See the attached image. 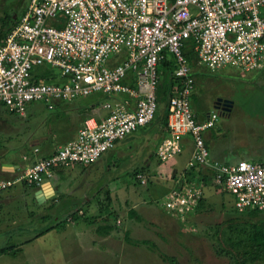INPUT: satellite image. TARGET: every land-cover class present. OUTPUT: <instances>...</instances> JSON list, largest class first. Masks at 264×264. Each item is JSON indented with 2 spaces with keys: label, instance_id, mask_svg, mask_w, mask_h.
I'll return each instance as SVG.
<instances>
[{
  "label": "built area",
  "instance_id": "obj_1",
  "mask_svg": "<svg viewBox=\"0 0 264 264\" xmlns=\"http://www.w3.org/2000/svg\"><path fill=\"white\" fill-rule=\"evenodd\" d=\"M189 41L199 65L263 69L264 0H28L0 43V104L25 116L32 102L55 109L57 103L103 94L106 113L87 118L77 136L50 155L40 157L37 146L35 161L23 155L22 172L0 178V192L24 183L42 188L58 169L91 165L151 123L159 64L171 54L183 83L169 99L168 135L158 157L178 155L188 136L193 147L187 169H195L196 178L202 169L211 171L214 185L234 197L238 211L264 210V162L210 158L204 132L216 126L220 114L196 119L193 68L184 54ZM196 178L185 191L169 194L164 207L179 215L195 209L202 197ZM136 179L147 182L141 172Z\"/></svg>",
  "mask_w": 264,
  "mask_h": 264
},
{
  "label": "rangeland",
  "instance_id": "obj_2",
  "mask_svg": "<svg viewBox=\"0 0 264 264\" xmlns=\"http://www.w3.org/2000/svg\"><path fill=\"white\" fill-rule=\"evenodd\" d=\"M19 2L22 9L28 0H0V43L3 31L21 10ZM197 65V94L191 99L194 113L201 115L205 111H218L212 102L216 98L224 97L234 103L232 115L227 118L221 112L216 126L209 130L212 136H206L210 158L214 160L212 155L226 162L239 159L264 161V69L246 71L233 65L217 69L200 65L196 69ZM49 70L59 71L51 67ZM94 98L92 95L61 103L67 106V110L61 104L49 109L43 103H34L29 105L25 116L11 113L0 104V150L11 154L13 151L20 156L25 147L32 154L34 141L41 136V141H38L41 145L43 137L48 134L52 137L58 133L64 138L71 131V107L76 106L75 111L83 112ZM107 98L104 96L103 99ZM147 128L128 135L117 148L103 154L96 163L77 165L72 169L66 167L71 171L67 176L72 182L69 188L79 200L69 212L57 213L54 200L40 204L32 187L26 191L22 185V189L11 196L12 204L0 209V248L9 245L16 248L1 254L0 264H169L163 259L165 256L176 257L180 264H235L234 257L226 253V239L217 231H222L227 238L224 229L234 215L247 225L252 220H264V212L257 219L243 211L234 214V197L216 189L213 183L199 184L204 200L198 210L195 208L190 213L179 215L166 209L163 202L169 194L190 187V175L182 177V173L189 168L192 152L188 144L178 155L161 161L156 153L160 144V128L154 135L155 131ZM6 138L10 140H2ZM143 165L146 173H141L147 178L146 184L137 182L134 177V171ZM179 179L184 180L183 184L179 185ZM53 180L54 177L51 178ZM93 183L94 190L87 193L84 187ZM89 193L92 207L96 209L94 214L85 206ZM49 204L54 209L52 206L48 208L51 215L44 224L37 214ZM146 205L150 208L147 206L149 209L145 215L141 210ZM134 207L143 216L142 221L131 217ZM107 215H110L108 225L113 228V238H108L103 243L105 245L93 240V243L98 242L94 249L82 250L75 241L69 240L67 245L61 241L65 233L72 235L74 231L81 230L77 227L87 226L89 231L84 234L85 242L92 243L86 235L93 232V237L99 238L97 228ZM50 224L55 226V230L50 229ZM41 231L45 234L29 242Z\"/></svg>",
  "mask_w": 264,
  "mask_h": 264
},
{
  "label": "trees",
  "instance_id": "obj_3",
  "mask_svg": "<svg viewBox=\"0 0 264 264\" xmlns=\"http://www.w3.org/2000/svg\"><path fill=\"white\" fill-rule=\"evenodd\" d=\"M14 22L10 23L9 26L3 31V36H5L6 33L11 29ZM184 54L187 57L189 63L191 64V66L193 68V75H194L195 86H196L197 83H196V75H195V71H196L195 66L198 64V62H197L196 53L194 52V44L191 41H189V44L185 47ZM175 68H176V63H175V59H174L173 55L167 54L166 57L160 62L159 68H158L159 79H158V85H157V91H156L157 109L155 112V116H154V119L152 120V122L145 126L146 128L148 127L147 129L151 128L153 131H155L153 133V135L155 133L158 134L159 132L162 134V135L160 134V138L158 141L160 143L168 135V103H169V99L178 92V90L181 88L182 83H183L182 78L177 77L174 74ZM51 79H53V78H51ZM93 96H96L97 98H99V100L104 98L103 94H97V95H93ZM93 101H94V99H93ZM99 103H100V101H98V99H97V101L94 102V106H96L97 104L99 105ZM32 104H34V102L30 103L29 105H32ZM59 104H61V103H57V106H59ZM145 127L141 128L137 131L143 130ZM159 128H160V131L157 132V130ZM166 132H167V134H166ZM150 135H151V133H150ZM124 139L117 141L115 147H117L120 143H122V141H124ZM205 143L207 145L206 141H205ZM37 147H39V146H37ZM207 147H208V145H207ZM33 149H34V147H33ZM45 155L48 156L50 154H45ZM33 156H34V154H33ZM145 168H146V166L143 165L142 168L136 169L134 171V173H135L134 177H136L137 174L142 172V171L144 173H146V170H144ZM57 171H59V170H57ZM205 172H206V170L202 169V171L199 172L202 179H201V177L196 178L197 177L196 170L193 169V170L189 171L186 168V169H184V173H182V177L184 175L185 176L190 175L191 180L196 178V180L199 183H208V180L211 181V174H210L211 171H208L206 173ZM191 180H189V181H191ZM137 182H139V181L137 180ZM23 185L25 187L27 186L26 183H24ZM214 187H216V186H214ZM216 189L222 190L221 188H218V187ZM203 200H204V198L201 197L199 202H198V205L196 207L197 210H198V207H201V204H203L202 203ZM233 210H234V212H233L234 214H240L239 213L240 211H238L235 208V206H234ZM243 212L245 215H248L251 218L257 219V218H259V215L262 212H264V210L247 208ZM135 213L136 212L132 211L131 216H135L137 218V220H141V218L139 216L135 215ZM108 217H110V215H107V216L102 218V221L104 223H102L101 225L98 226V228H97L98 233H101V234L106 233L107 234V233H110L112 231V229H113L112 226L108 225ZM227 223H228L227 227L224 229V232L227 233V238H226V235L224 233H222V231H220V232L217 231V234L220 236H223L226 239L227 246H228L226 253H228V255L234 257L235 264H257V263L264 264V220L263 219L262 220L261 219L252 220V221L248 222V224L246 225L247 222L240 221V219H238V217L234 215V217L230 218ZM54 227L55 226L53 225L52 227H50V229H52ZM11 249H12V251H14L16 248L14 245H9V246L0 248V255L1 254H7L8 252H10L8 250H11ZM163 259H165L169 264H180L179 260L173 256L172 257L171 256H165Z\"/></svg>",
  "mask_w": 264,
  "mask_h": 264
},
{
  "label": "crops",
  "instance_id": "obj_4",
  "mask_svg": "<svg viewBox=\"0 0 264 264\" xmlns=\"http://www.w3.org/2000/svg\"><path fill=\"white\" fill-rule=\"evenodd\" d=\"M199 66L200 65L198 64L196 69H198ZM196 94H197V84L195 86V93L193 94L192 97L196 96ZM94 97H95L94 98V101H92V103H90V106H88L85 109V111H83V112H80V111L77 112V111H75L74 108L76 106H72L71 107V109L73 110V114L70 116L72 122H71V127H70L69 130H71V131H69L68 133H66V135L64 136V138L62 137V135H60V134L57 133V134L53 135L52 137L49 134L47 136L43 137V139H42V145H41V143H39L41 141L42 136L39 139L40 141L38 139L36 141H34V144H33L34 147L39 146L41 148V153L39 155L40 157L41 156H44L45 154L52 153L53 151L57 150V148L59 146H61L62 144H64V143H66V142L74 139L77 136L78 130L81 128V126L83 125L84 121L87 118H89V117H95L96 119H100L106 113V110L104 108H102V106L100 105V103L102 102V100H99V98H97L96 96H94ZM222 98L223 99H227V98H224V97H222ZM97 99H98V101H100V103H99V105L97 104L96 106H94V102H96ZM217 99L218 98L214 99V101H212V102L215 104V102H216ZM61 106L65 110L68 109V108H66L67 106L64 105V104L63 105L61 104ZM233 106H234V104H233ZM76 110H78V108ZM224 111L226 112V113L224 112L225 116L227 118H229L232 115L231 113L233 111V107H232V109L230 111H228V110H224ZM209 113L210 112H206L205 111L201 115L196 114V113H195V115H196L197 120L199 122H202V121H204L208 117ZM209 130H211V129L206 130L205 131L206 133L204 132V138H205V141L207 142L208 148H209V144H208V141H207L206 136H208V137H211L212 136L210 134ZM2 140H5L6 141V140H10V139L9 138H6V139H2ZM183 143H184V146H186V145L189 144L190 150L192 151L193 145H192V142H191L190 137H188V136L185 137L184 140H183ZM54 145L56 147H53ZM23 148L24 149L21 150L22 151V154L20 156L17 155L16 153L14 154L13 151H12V154H11V153H8L7 150L6 151L0 150V178H13L16 175L20 174L22 172V168L26 164V161H24V159H23V155H26V156H29L30 157V159H29L28 162H32V161H35L36 160V157H34L33 154H30V151L29 150L25 149V147H23ZM209 151H210V149H209ZM219 151L220 150H218V152ZM211 157L214 160H218L220 162L228 163V162L223 161V160H221V159H219L217 157L214 158L212 155H211ZM218 157H220V153H219V156ZM96 162H94V163H96ZM261 162H264V161H261ZM74 166H77V165H74ZM67 169H72V167H69ZM67 169L66 168L58 169L59 171H56L54 173V176H53L54 177V180L52 181V186H53V189H54V195H52V197H50V198L47 197L45 201H43L42 203H40V204H44V203H46L49 200H54L55 203H56V207H57V210H56L57 213H60V212H62V213L69 212L71 210L70 208L73 209L76 206V203L79 202V200L73 196V193L71 192L73 190L69 188L70 187L69 183H72V182L70 181V179L67 176H68V174H70L71 171H69ZM65 173H67V174L65 175ZM67 179H69L68 182L66 181ZM89 183H92V182H89ZM208 183H213V182H212V180L211 181L208 180ZM22 185L23 184H19L17 188H15L13 186V188L11 187L10 189H8L6 191L0 192V209H2V207H7V206H10L12 204L11 202H12L13 195L16 193V191H18V189H22ZM23 187H24V185H23ZM28 188H29L28 186L25 187L26 191L28 190ZM84 188H87L85 190L87 193L89 191L92 193V191L95 188V184L94 183H93V185L92 184H89V185L85 186ZM84 188H81L80 190L82 192H84ZM32 189H33V192L35 193V195L40 190V189L35 188V187H32ZM41 189H43L44 195H45V193H46L45 192L46 191V187L44 188V186H43ZM48 192L49 191L47 190V193ZM91 193H89L87 195V199L88 200L86 199L87 200V203L85 204V206H88L89 207V211L91 210L90 212L94 214V212L96 211V209L94 208V206L92 207V201H91V198H89V197H91ZM55 203L53 202L52 205H54ZM52 205L49 204L48 207H45L44 209H42L37 214V215H39L38 216V219L41 220L44 224L47 221H49L48 218L51 215L50 214L51 211H48L47 212V210H49L48 208H50V206H52ZM147 206H149V205H146L145 208L143 210H141V212L145 213V215L147 214L148 209L150 208V206H149V208H147ZM52 208L54 209L53 206H52ZM141 208H142V206H140V209ZM138 209H139V205H138ZM135 210L136 209L134 207V210L133 211L136 212L135 215L139 216L141 218V220H137V218L135 216H131V217L135 218L137 221H142L143 216L140 215V213L137 212V211H135ZM80 211H82V209H80ZM154 215H155V213L152 212V216H154ZM160 216H161V214H160ZM44 221H46V222H44ZM52 226H53V224H50V227H52ZM77 228H80L81 230L78 231V232L74 231L72 235H70L68 233H65V235H63L61 237V241H63V243H65V245H67V242L69 240H72V241H75L80 246V248L82 250L83 249H89V250H91V249H94V247L96 246V244L99 241H100V243L103 244L104 242H106V240H108V238L109 239H112L113 238V233L112 232L107 233V234L106 233H102V234L99 233L98 234V235H100L99 238L93 237V232H90V234H87L86 236H88L89 238H91V242L93 240H97L98 242L97 243H93L92 242V243L89 244L87 241L85 242V237H84V234H86L85 232L86 231H89V229L87 228V226H80V227H77ZM77 228H76V230H77ZM91 228H93V226ZM35 231L36 230H34V232ZM41 233H43V231L38 232L37 234H35L33 238L29 239V242L32 239L37 240L40 236H42V235L45 234V233L44 234H41ZM114 241H115V238H114ZM19 244H21V243H19ZM19 244H17L16 246L20 247ZM103 245H105V244H103Z\"/></svg>",
  "mask_w": 264,
  "mask_h": 264
},
{
  "label": "water",
  "instance_id": "obj_5",
  "mask_svg": "<svg viewBox=\"0 0 264 264\" xmlns=\"http://www.w3.org/2000/svg\"><path fill=\"white\" fill-rule=\"evenodd\" d=\"M233 104H234L233 101L230 99L218 98L214 104V109L218 111L219 110L230 111L233 107ZM45 187H46L45 195H44L43 189L39 190L35 195L39 203H42L43 201H45L47 197L50 198L52 197V195H54V189H53L51 182L45 183L44 188ZM47 190L49 191V194L47 193Z\"/></svg>",
  "mask_w": 264,
  "mask_h": 264
},
{
  "label": "flooded vegetation",
  "instance_id": "obj_6",
  "mask_svg": "<svg viewBox=\"0 0 264 264\" xmlns=\"http://www.w3.org/2000/svg\"><path fill=\"white\" fill-rule=\"evenodd\" d=\"M18 8L21 9V7H20V2L18 3ZM24 8H25V7H24ZM24 8H22L21 10L18 11L17 16L14 17V19H13L10 23L14 22V21L17 19L18 15L20 14V12H21ZM221 112L224 113L225 111H224V110H219V114H221ZM225 113H226V112H225Z\"/></svg>",
  "mask_w": 264,
  "mask_h": 264
},
{
  "label": "clouds",
  "instance_id": "obj_7",
  "mask_svg": "<svg viewBox=\"0 0 264 264\" xmlns=\"http://www.w3.org/2000/svg\"><path fill=\"white\" fill-rule=\"evenodd\" d=\"M48 182H51V184H52V181H48ZM47 183V182H46ZM40 190H41V188H40Z\"/></svg>",
  "mask_w": 264,
  "mask_h": 264
},
{
  "label": "bare ground",
  "instance_id": "obj_8",
  "mask_svg": "<svg viewBox=\"0 0 264 264\" xmlns=\"http://www.w3.org/2000/svg\"><path fill=\"white\" fill-rule=\"evenodd\" d=\"M48 194H49V192H48Z\"/></svg>",
  "mask_w": 264,
  "mask_h": 264
}]
</instances>
